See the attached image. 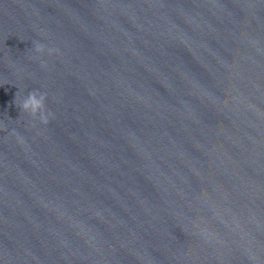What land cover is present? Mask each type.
<instances>
[{"label":"water","instance_id":"1","mask_svg":"<svg viewBox=\"0 0 264 264\" xmlns=\"http://www.w3.org/2000/svg\"><path fill=\"white\" fill-rule=\"evenodd\" d=\"M0 129V264H264V0H0Z\"/></svg>","mask_w":264,"mask_h":264},{"label":"clouds","instance_id":"2","mask_svg":"<svg viewBox=\"0 0 264 264\" xmlns=\"http://www.w3.org/2000/svg\"><path fill=\"white\" fill-rule=\"evenodd\" d=\"M33 47H34V51L38 54H43L47 51L48 55H53L59 52L58 49L47 48L45 44L40 42H34ZM47 99H48L47 93L40 92L39 90H31L28 92L27 96L23 99V101L18 104V107L24 113L29 114V116L33 120H36L38 118L40 123L47 125L50 122L49 118L53 115L46 107ZM33 127H35V125H33ZM0 130H6V129H0ZM18 139L20 140L21 143H23L22 138L18 137ZM201 231L206 232L207 230L202 229Z\"/></svg>","mask_w":264,"mask_h":264}]
</instances>
